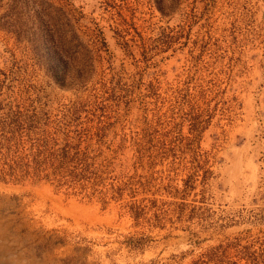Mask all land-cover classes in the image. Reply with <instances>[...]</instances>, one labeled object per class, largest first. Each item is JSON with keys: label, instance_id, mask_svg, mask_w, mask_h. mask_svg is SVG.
<instances>
[{"label": "rangeland", "instance_id": "374dc122", "mask_svg": "<svg viewBox=\"0 0 264 264\" xmlns=\"http://www.w3.org/2000/svg\"><path fill=\"white\" fill-rule=\"evenodd\" d=\"M43 139L86 177L22 173ZM0 264H264V0H0Z\"/></svg>", "mask_w": 264, "mask_h": 264}, {"label": "trees", "instance_id": "16d2710c", "mask_svg": "<svg viewBox=\"0 0 264 264\" xmlns=\"http://www.w3.org/2000/svg\"><path fill=\"white\" fill-rule=\"evenodd\" d=\"M38 30L43 36L40 42L43 52L51 58L53 63L63 69L61 74H52L54 80L63 86L80 79L82 77L81 72L71 74L67 70L69 66H73V64L80 62V59L82 61V58L88 56L89 50L82 49V40H80L77 32L72 27L57 26L46 20L43 21ZM62 134L64 140L67 141V133ZM76 135L78 138L81 133ZM48 143V139H43L39 149L28 156L26 155L27 158L25 159H23L24 156L18 159L16 163H19L22 173L39 174L42 172L40 176H50L60 182L86 177L87 164L83 161L86 158L85 152H80L77 146H72L69 142L55 149L49 147ZM31 148H34L33 143Z\"/></svg>", "mask_w": 264, "mask_h": 264}]
</instances>
